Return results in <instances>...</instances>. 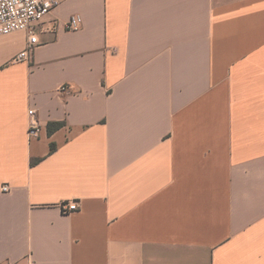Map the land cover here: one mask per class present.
<instances>
[{
	"label": "crops",
	"instance_id": "crops-1",
	"mask_svg": "<svg viewBox=\"0 0 264 264\" xmlns=\"http://www.w3.org/2000/svg\"><path fill=\"white\" fill-rule=\"evenodd\" d=\"M59 1L0 37V264H264V0Z\"/></svg>",
	"mask_w": 264,
	"mask_h": 264
},
{
	"label": "built area",
	"instance_id": "built-area-1",
	"mask_svg": "<svg viewBox=\"0 0 264 264\" xmlns=\"http://www.w3.org/2000/svg\"><path fill=\"white\" fill-rule=\"evenodd\" d=\"M60 5L59 0H0V37L7 36L18 31H25L28 36V42L25 49L17 56L16 61L31 62L32 55L39 45V33L57 30L58 22L50 28L40 27L44 18L53 13L54 9ZM83 19L80 15H73L65 24L67 31H77L81 28ZM69 87L62 85L56 91L58 97H62L68 92ZM41 128L36 118V111H30L29 135L31 138H37L40 135ZM10 186L2 187L3 192H8ZM61 209L69 214L79 210L76 202L62 204Z\"/></svg>",
	"mask_w": 264,
	"mask_h": 264
},
{
	"label": "trees",
	"instance_id": "trees-1",
	"mask_svg": "<svg viewBox=\"0 0 264 264\" xmlns=\"http://www.w3.org/2000/svg\"><path fill=\"white\" fill-rule=\"evenodd\" d=\"M64 125L61 123H50L48 125V134L52 135L53 133L57 132L60 130Z\"/></svg>",
	"mask_w": 264,
	"mask_h": 264
}]
</instances>
